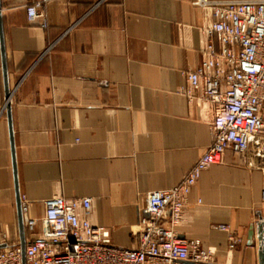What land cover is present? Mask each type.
<instances>
[{"label":"crops","instance_id":"obj_1","mask_svg":"<svg viewBox=\"0 0 264 264\" xmlns=\"http://www.w3.org/2000/svg\"><path fill=\"white\" fill-rule=\"evenodd\" d=\"M196 1L45 0L42 24L26 0H0L18 190L37 218L49 197H89L92 224L138 245L145 195L178 184L212 142V107L184 91L211 21ZM1 62L0 48V249L5 233L21 239ZM263 189L264 169L226 150L192 187L179 235L215 263L258 264L247 235Z\"/></svg>","mask_w":264,"mask_h":264},{"label":"built area","instance_id":"obj_2","mask_svg":"<svg viewBox=\"0 0 264 264\" xmlns=\"http://www.w3.org/2000/svg\"><path fill=\"white\" fill-rule=\"evenodd\" d=\"M44 1L26 0L28 21L45 24ZM196 4L210 12L211 21L201 28L207 38L203 59L186 72L184 91L190 99L212 107L211 144L178 184L145 195L134 247L114 245L105 226L91 223L89 197H49L43 201L41 218L21 197L28 231L25 264L214 263L216 250L204 247L199 239L181 237L178 227L192 187L203 170L222 162L226 150L243 157L248 166L264 169V0H197ZM215 228L227 233L230 249L240 241L229 225ZM8 238L6 233L2 236L6 246L0 249V264H22L19 243Z\"/></svg>","mask_w":264,"mask_h":264},{"label":"water","instance_id":"obj_3","mask_svg":"<svg viewBox=\"0 0 264 264\" xmlns=\"http://www.w3.org/2000/svg\"><path fill=\"white\" fill-rule=\"evenodd\" d=\"M0 48H1V66L2 72L5 81L6 87V100L7 103L5 105L7 109V118H8V125H9V135H10V144L12 149V159H13V169H14V176H15V189H16V206H17V213H18V220H19V227H20V247L22 253V264H25V239H24V231H23V219H22V212H21V197L18 190L17 184V176H16V160H15V152H14V139H13V130H12V120H11V111H10V104L9 99L11 96V92L8 89L7 85V66H6V55H5V47H4V40H3V32H2V24L0 20ZM257 219L254 224H252L248 231V244H252L253 237L256 238V246H257V257H258V264H264V214L261 210L257 212ZM144 215H148L144 212ZM192 264V263H188ZM210 264H220V263H210Z\"/></svg>","mask_w":264,"mask_h":264}]
</instances>
